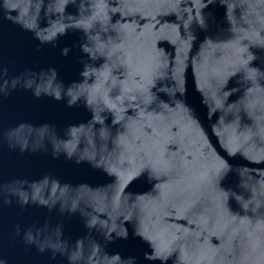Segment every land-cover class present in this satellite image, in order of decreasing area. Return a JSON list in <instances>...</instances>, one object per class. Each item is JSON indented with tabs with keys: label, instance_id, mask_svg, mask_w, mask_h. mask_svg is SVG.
Listing matches in <instances>:
<instances>
[{
	"label": "water",
	"instance_id": "obj_1",
	"mask_svg": "<svg viewBox=\"0 0 264 264\" xmlns=\"http://www.w3.org/2000/svg\"><path fill=\"white\" fill-rule=\"evenodd\" d=\"M0 264H264V0H0Z\"/></svg>",
	"mask_w": 264,
	"mask_h": 264
}]
</instances>
